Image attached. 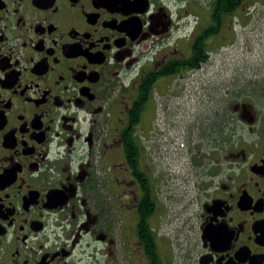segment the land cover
<instances>
[{"label":"flooded vegetation","instance_id":"af4514ba","mask_svg":"<svg viewBox=\"0 0 264 264\" xmlns=\"http://www.w3.org/2000/svg\"><path fill=\"white\" fill-rule=\"evenodd\" d=\"M252 19L251 0H0V264H264V69L236 102L208 79ZM190 77L228 96L197 113L221 131L191 151L221 161L192 166L183 210L149 152Z\"/></svg>","mask_w":264,"mask_h":264},{"label":"rangeland","instance_id":"374dc122","mask_svg":"<svg viewBox=\"0 0 264 264\" xmlns=\"http://www.w3.org/2000/svg\"><path fill=\"white\" fill-rule=\"evenodd\" d=\"M251 3L253 19L249 27L239 29L240 38L236 42V51L226 57V63L229 66L228 73L216 74L211 72V75L208 74V79L216 81V83L224 84L223 81L230 80L232 102L237 101L234 97L238 95L235 89L232 91V88L244 84L245 81L250 86L249 81L256 79L253 76L254 71L257 68L258 70L264 69L262 67L264 63H260V59L263 58L262 53H264V0H251ZM242 60H245V63ZM244 64L246 65L245 76H239V73L243 74L244 70L241 72L240 66ZM194 81L193 77H190L187 81H183L182 84L185 83L189 91L184 92L178 98L170 99L169 104L165 103L167 98L162 99V106L158 108L159 119L155 123V131L158 135L150 140L151 151L149 152V156L151 165L155 169V172L161 171L160 173L163 174L161 181L166 180L162 185L161 196L162 198L166 197L167 202H170L169 204L176 199L177 205L182 206L181 209L187 206L190 198L196 196L198 192L196 179L190 176L192 166L198 165L200 169L205 170L210 168L207 166L208 160L215 159V161H221V159H218L219 155L217 154L215 158L212 156L205 158L206 154H203L197 146L191 151L190 144L200 146L202 135L207 137L220 133L221 125L218 124L219 120L218 122L215 121L214 124H201L197 113L203 112L204 114L208 110L212 115L211 111L213 108H216L217 104L213 106L210 97H214V102H217L226 99L224 97L226 93L223 91H212L211 88L196 90L193 88ZM175 112L177 113V119L173 121L168 116L170 114L174 115ZM203 116L206 118L208 114ZM177 208L180 207L178 206ZM169 212L173 211L169 209ZM186 216L187 211L185 210L181 214L183 221L178 223V220H173L172 224L167 223L165 232L168 234H178L181 231L180 223L184 222ZM176 228L177 231H175ZM181 238L185 247L187 238L185 228L183 229ZM176 251L178 253V248Z\"/></svg>","mask_w":264,"mask_h":264},{"label":"trees","instance_id":"16d2710c","mask_svg":"<svg viewBox=\"0 0 264 264\" xmlns=\"http://www.w3.org/2000/svg\"><path fill=\"white\" fill-rule=\"evenodd\" d=\"M134 144H135V143H134ZM126 149H128V148H126ZM136 153H137V158H138V157H139V156H138L139 152L136 151Z\"/></svg>","mask_w":264,"mask_h":264}]
</instances>
